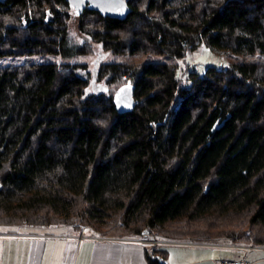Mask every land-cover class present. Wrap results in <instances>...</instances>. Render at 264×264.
<instances>
[{"label": "trees", "instance_id": "16d2710c", "mask_svg": "<svg viewBox=\"0 0 264 264\" xmlns=\"http://www.w3.org/2000/svg\"><path fill=\"white\" fill-rule=\"evenodd\" d=\"M127 2L118 19L0 0V60L22 58L0 63V224L264 246V60H243L264 56V0ZM200 45L235 59L185 84L158 60Z\"/></svg>", "mask_w": 264, "mask_h": 264}, {"label": "crops", "instance_id": "0c3cea01", "mask_svg": "<svg viewBox=\"0 0 264 264\" xmlns=\"http://www.w3.org/2000/svg\"><path fill=\"white\" fill-rule=\"evenodd\" d=\"M146 241L149 240L98 236L71 225H0V264H150L145 248L151 246ZM215 245L231 249L219 250L214 258L209 242H163L153 247L168 264H219L225 257H242L248 264H264V246Z\"/></svg>", "mask_w": 264, "mask_h": 264}, {"label": "rangeland", "instance_id": "374dc122", "mask_svg": "<svg viewBox=\"0 0 264 264\" xmlns=\"http://www.w3.org/2000/svg\"><path fill=\"white\" fill-rule=\"evenodd\" d=\"M70 32H71V35L73 37L74 40H78L79 39L77 38V33H76V29L74 27V24L73 22L71 23V28H70ZM192 54H194L196 56V62L202 67H204V65L206 64H214V65H217V66H223L225 64H227L229 61L231 60H234V56H230V55H221V56H217V55H214L213 53H211L207 48H205L204 46L200 45L195 51L192 52ZM89 57H86V58H81L82 60H90L88 59ZM125 57L123 56L122 58L121 57H114V56H111V55H107L105 56V60H115V59H118V60H121V59H124ZM244 61H256V60H264V56H254V55H249V56H244L243 57ZM135 60H143V59H146V60H156L157 58L153 57V56H146L144 58V56H137L134 58ZM22 58H15V59H3V60H0V63H4V62H13V61H21ZM92 60V59H91ZM158 60H161V61H167L169 62L170 64H172L176 69V67H178V62H180L182 59H178V58H169V57H160L158 58ZM183 67L181 69V73H178L177 74V78L183 82V84L186 83V81H184L183 79V76L186 75V72H187V69L185 68L186 65L182 64ZM178 72V70H177ZM180 74L182 75V77H180ZM16 224H19V223H4V224H0V225H16ZM64 226L66 225H71V226H77V227H80L82 228V230H87V231H90V232H94L96 233V235L98 236H109V237H115L114 235L110 234V233H102L100 232L99 230L95 229L94 227H92L91 225L89 224H63ZM63 225H59V226H63ZM132 238H143L145 239L146 237H143V236H139V235H135V236H131ZM121 238H124V237H121ZM147 239L149 241H146L145 244H147V246H157L158 244L160 243H163V242H177V243H185V244H188V243H191L192 241H190L189 239L185 238V239H179V240H167V239H161V238H158L154 235H149V237H147ZM228 242V241H227ZM214 243H221V244H226V240H222L220 239L219 241L217 242H209V244L213 245V252H214V258L217 257V252L219 250H223V249H226V250H230L231 248L229 247H218V246H214ZM230 245H233V243H228ZM160 253V251H159ZM163 255V254H162Z\"/></svg>", "mask_w": 264, "mask_h": 264}, {"label": "water", "instance_id": "95a60500", "mask_svg": "<svg viewBox=\"0 0 264 264\" xmlns=\"http://www.w3.org/2000/svg\"><path fill=\"white\" fill-rule=\"evenodd\" d=\"M68 4L74 8L77 14L83 12L85 8L98 11L102 16H108L118 19H124L131 12V7L127 0H66ZM135 86L130 83L120 85L113 96V102L119 113L132 111L135 106L134 98ZM207 190V187H206ZM148 229L143 231L147 234ZM149 256L157 260L159 263L168 264V260L159 254H149Z\"/></svg>", "mask_w": 264, "mask_h": 264}, {"label": "built area", "instance_id": "2783aa9c", "mask_svg": "<svg viewBox=\"0 0 264 264\" xmlns=\"http://www.w3.org/2000/svg\"><path fill=\"white\" fill-rule=\"evenodd\" d=\"M182 64L186 65L187 67V73L186 75L183 76L184 81H187V74L189 72L196 70L199 67V64L196 62V56L192 53H190L183 60L178 62V67H176L178 73H181V69L183 67ZM180 77H182L181 74ZM181 100H182V95H178V97L176 98L175 105L173 106L174 111H176L179 108L181 104ZM61 236L67 237L65 234H61ZM100 239H104V238L101 237ZM231 247H238V245L233 244L231 245ZM219 264H248V262L245 258L242 257H225L219 261Z\"/></svg>", "mask_w": 264, "mask_h": 264}]
</instances>
